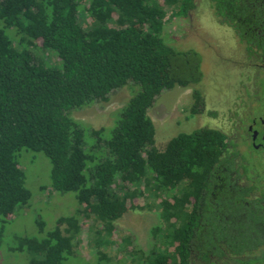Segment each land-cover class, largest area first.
Here are the masks:
<instances>
[{"label":"trees","instance_id":"obj_1","mask_svg":"<svg viewBox=\"0 0 264 264\" xmlns=\"http://www.w3.org/2000/svg\"><path fill=\"white\" fill-rule=\"evenodd\" d=\"M209 2L243 37L264 46V0ZM194 7V0H0V218H13L31 198L17 159L22 149L44 153L50 187L74 192L79 203L50 230L39 220L43 236L21 238L29 264L79 256L83 216L115 241L119 218L152 205L161 224L149 254L129 249L138 264L264 255V193H253L264 178L244 185L215 177L214 170L237 163L221 158L226 136L201 127L162 150L156 145L149 108L163 90L192 86L194 111L202 101L203 56L164 35L174 11L187 16ZM126 85L133 93L112 126L94 128L72 115ZM244 156L239 165L248 168Z\"/></svg>","mask_w":264,"mask_h":264},{"label":"rangeland","instance_id":"obj_2","mask_svg":"<svg viewBox=\"0 0 264 264\" xmlns=\"http://www.w3.org/2000/svg\"><path fill=\"white\" fill-rule=\"evenodd\" d=\"M194 2L195 7L187 16L176 14L175 11L170 15L164 26V35L176 48L194 47L203 56L202 51L204 54L210 53V49L204 45L202 38L203 24L213 31L218 39L220 37L225 39L230 36V33L228 29L225 30L226 28L216 27L214 14L212 11L209 12L206 0H194ZM168 13L170 14L171 10ZM46 55L49 60H56L53 55ZM208 60V58L205 59L204 65L207 77L209 74L210 77L204 78L203 92L211 94L215 87L224 93L227 89L219 80L221 76L217 72L211 76L213 68L218 70L219 61L212 62V67ZM262 82L264 83V76ZM132 93L130 85H126L113 91L108 100L95 101L83 108L73 110L72 115L94 128L110 127L114 124L115 112L126 103ZM192 100L191 89L182 86L165 89L156 97L149 108V115L155 125V139L159 149H164L167 142L179 133L189 132L196 127L197 122L195 123L194 118H190L189 112ZM255 113H261L258 105L255 106ZM239 148L244 150L249 160H257L258 152L246 145L244 141L240 143ZM17 159L26 174V186L31 191V198L27 205H22L16 211L13 218L6 221L0 218V264H29L28 250H19L21 238L43 236L38 225L39 220L44 221L45 231H47L55 227L59 217L75 214L79 207L74 192H58L50 187L52 185L51 162L44 153L22 149L17 154ZM150 201L149 204L153 203L152 198ZM81 220L83 233L78 241L79 256L72 255L67 264H121V262L138 264L142 259L136 257L137 253L134 254L133 251H141L139 255L149 254L156 243L153 229L161 224L158 205H152V208L129 210L117 220V234H114L115 241H112L113 237L110 238L102 232L104 230L101 229V224H91V219L84 216ZM107 234L110 233L107 232ZM130 248L133 251L129 250ZM99 252L105 254L103 263L98 259Z\"/></svg>","mask_w":264,"mask_h":264},{"label":"flooded vegetation","instance_id":"obj_3","mask_svg":"<svg viewBox=\"0 0 264 264\" xmlns=\"http://www.w3.org/2000/svg\"><path fill=\"white\" fill-rule=\"evenodd\" d=\"M208 3L209 12H213L215 23L219 27L228 29L230 36L218 39L204 24L202 25V38L204 45L210 49L209 54L203 53L202 69L204 77L198 87L202 92V101L197 105L194 111L195 98L193 96V87L189 86L192 93V102L189 107L190 118H194L197 125L194 129L208 127L217 130L226 136V150L221 154L231 158L234 156L237 162L235 166L227 169L222 167L214 170L216 178H232L241 181L244 185L255 183L250 178H264V46H259L255 41H248L240 34V31L232 25V22L224 20L215 11L214 6ZM210 16V13H209ZM204 36V37H203ZM199 38V37H198ZM208 58L210 65L212 62H218L217 72L221 77L219 80L225 84L227 91L224 93L213 87L211 94L203 92L204 78L207 77L205 71V59ZM213 67V65H212ZM213 78V77H212ZM214 79V78H213ZM226 93V95H225ZM228 93V94H227ZM261 110L260 114L255 113V106ZM193 129V130H194ZM244 141L246 145L251 146L257 153L258 162L245 160L248 168L239 165L244 158L245 152L239 148L240 143ZM231 153L229 155L227 153ZM256 162V163H255ZM223 174H220V173ZM227 172V174H224ZM255 193L259 196L264 193V179L257 182ZM258 256H240L234 258H225L219 262L211 264H264V255ZM252 258L253 262H247ZM190 264H208L199 261H191Z\"/></svg>","mask_w":264,"mask_h":264}]
</instances>
